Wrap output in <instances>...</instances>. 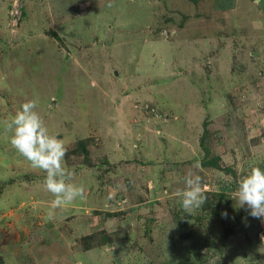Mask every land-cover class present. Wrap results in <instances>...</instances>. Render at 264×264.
I'll return each instance as SVG.
<instances>
[{"label":"rangeland","instance_id":"1","mask_svg":"<svg viewBox=\"0 0 264 264\" xmlns=\"http://www.w3.org/2000/svg\"><path fill=\"white\" fill-rule=\"evenodd\" d=\"M30 100L85 188L54 211L2 126ZM251 165L264 0H0V264H264L263 220L232 199Z\"/></svg>","mask_w":264,"mask_h":264},{"label":"clouds","instance_id":"2","mask_svg":"<svg viewBox=\"0 0 264 264\" xmlns=\"http://www.w3.org/2000/svg\"><path fill=\"white\" fill-rule=\"evenodd\" d=\"M36 107L34 100L23 103L14 115L2 122V126L13 149L32 168L45 174L43 187L54 197L51 201L54 211L67 207L77 198L83 199L85 188L69 182L72 173L64 167V142L50 134ZM194 167L198 168L199 164ZM177 196L188 215L201 208L207 200L202 177L189 172L184 178V188L177 192ZM232 199L239 207L246 208L251 217L264 220V169L251 165L247 173L238 179ZM53 211L48 213L49 219L53 218ZM222 215L227 217V212ZM261 239L264 240V235Z\"/></svg>","mask_w":264,"mask_h":264},{"label":"built area","instance_id":"3","mask_svg":"<svg viewBox=\"0 0 264 264\" xmlns=\"http://www.w3.org/2000/svg\"><path fill=\"white\" fill-rule=\"evenodd\" d=\"M262 235H264V220H263L261 227H257L256 233H255L257 241L259 242L260 245L264 247V240L261 239Z\"/></svg>","mask_w":264,"mask_h":264},{"label":"crops","instance_id":"4","mask_svg":"<svg viewBox=\"0 0 264 264\" xmlns=\"http://www.w3.org/2000/svg\"><path fill=\"white\" fill-rule=\"evenodd\" d=\"M153 90H155V91H158V87L157 86H155L154 88H153ZM162 157V156H161ZM155 162H157V161H159L160 159L158 158H156L155 156H154V159H153Z\"/></svg>","mask_w":264,"mask_h":264},{"label":"trees","instance_id":"5","mask_svg":"<svg viewBox=\"0 0 264 264\" xmlns=\"http://www.w3.org/2000/svg\"><path fill=\"white\" fill-rule=\"evenodd\" d=\"M191 1H197V0H191ZM53 34V36H56V34L55 33H52Z\"/></svg>","mask_w":264,"mask_h":264}]
</instances>
